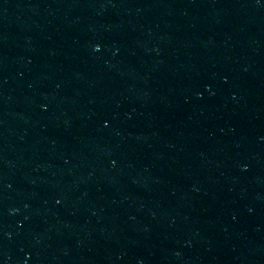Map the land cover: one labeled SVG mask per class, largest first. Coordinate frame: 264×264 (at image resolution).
I'll list each match as a JSON object with an SVG mask.
<instances>
[{
    "label": "water",
    "instance_id": "1",
    "mask_svg": "<svg viewBox=\"0 0 264 264\" xmlns=\"http://www.w3.org/2000/svg\"><path fill=\"white\" fill-rule=\"evenodd\" d=\"M264 0H0V259L148 148Z\"/></svg>",
    "mask_w": 264,
    "mask_h": 264
}]
</instances>
